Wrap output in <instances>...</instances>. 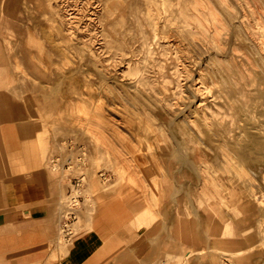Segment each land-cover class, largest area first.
I'll use <instances>...</instances> for the list:
<instances>
[{
  "label": "rangeland",
  "instance_id": "obj_1",
  "mask_svg": "<svg viewBox=\"0 0 264 264\" xmlns=\"http://www.w3.org/2000/svg\"><path fill=\"white\" fill-rule=\"evenodd\" d=\"M115 1L30 0L24 29L9 31V38L21 43V46L10 47L14 71L19 76L17 85L28 86L30 89L26 92L40 104L38 113L51 124L46 136L52 134L63 149L71 145L75 150L76 160L68 170H63L66 162L54 166L50 159L47 164L54 178L72 185L73 195L69 199L72 205L69 203L67 216L74 211L78 217L84 205L93 207L109 198L139 200L149 206L160 204L162 198L167 197L170 172L177 173L181 167L192 168L191 178L197 186L192 189L191 198L208 214H214L216 206H221L234 217H242L245 213L241 214L230 205L234 198L240 200L239 205L254 204L264 208V186L262 192L258 191L262 187L259 185H264L261 182H264V143L256 141L255 144L249 134L250 126L240 118L239 108L232 110L236 111L235 126L230 123L221 127L215 125L207 133L196 118L199 108L192 94L193 88L202 81L201 74L221 80L220 75L226 74L223 67L226 63L235 64L238 71L253 76L263 68L264 37L259 22L264 25V0H207L220 17V22L216 23L212 16L209 17V32L218 36L226 49L224 52L210 39L201 43L178 22L170 23L168 34H164L165 14L159 13V41L163 45L150 39L154 53L147 63L131 6L134 4L144 13L149 4L154 10L157 4L161 8L162 0H119L123 6L119 12L111 14V4ZM168 1L174 13L184 2L195 10V0ZM201 7L208 10L207 6ZM192 26L197 30L194 24ZM145 29L151 36L152 26L145 24ZM159 62L164 63L165 74L176 76V69L182 70L181 86L175 82L170 85L171 90L163 92ZM129 66H141L143 75L153 83L151 86L156 84L154 89L142 85L141 91L129 90L126 82L134 76H120L129 74ZM168 93L170 99L163 100L162 96ZM215 131H218L217 136ZM257 144L259 146H255ZM234 163L243 167L249 165V170L246 166L245 172L236 169V173L235 168L232 169ZM258 170L263 175L259 176ZM182 193V189L177 192ZM263 222L264 219L259 229L264 234ZM66 225L70 228L68 223ZM62 233L64 241L65 228ZM260 247L264 249V243Z\"/></svg>",
  "mask_w": 264,
  "mask_h": 264
},
{
  "label": "crops",
  "instance_id": "obj_2",
  "mask_svg": "<svg viewBox=\"0 0 264 264\" xmlns=\"http://www.w3.org/2000/svg\"><path fill=\"white\" fill-rule=\"evenodd\" d=\"M29 2L0 0V264H264V208L239 205L240 218L221 206L208 214L191 198L190 167L170 172L160 204L109 198L67 216L72 185L47 164L68 170L75 150L46 136L51 124L30 88L17 85L10 53L21 43L9 31L24 29Z\"/></svg>",
  "mask_w": 264,
  "mask_h": 264
},
{
  "label": "bare ground",
  "instance_id": "obj_3",
  "mask_svg": "<svg viewBox=\"0 0 264 264\" xmlns=\"http://www.w3.org/2000/svg\"><path fill=\"white\" fill-rule=\"evenodd\" d=\"M225 1V0H224ZM215 2V1H214ZM112 8H111V14H114L116 12H119L120 8L123 6L119 0L115 1L114 4H111ZM158 7H156V9L154 10V8L152 7L151 4H149V9L146 10V12L142 13V10L140 11V9L137 8V6H135L134 4L131 6L132 10V14L135 17L134 21L135 24L138 27L139 32L141 33V38L143 40V52H144V62L147 63L149 61V58L152 57L153 53H154V48L152 47V43L150 42V39H153L154 41H156L160 46H162L163 44H161V42L159 41L160 38V34L158 32V30L160 29L158 27V14L163 12L165 14L164 16V20L162 23H164V28H163V33L164 34H168V28H169V24L172 22H178L183 29H186L190 35H192L194 38L198 39L199 41H201V43L207 39H210L211 42H215L216 47L218 49H220L221 51H225L226 49L223 48L220 39H218V36L216 35H212L209 32V20H210V16L213 17V20L216 22H220V17L217 13V11L213 8L212 5H210L208 3L207 0H195L194 3V9L192 10L191 8L188 7L187 3L184 2V5H181V9L177 12L174 13L171 10V3H169L168 0H162V6L161 8H159V5L157 4ZM201 6H207L208 10H203ZM219 7V6H218ZM238 7V4H237ZM153 8V9H152ZM238 10V9H237ZM155 11H157L158 13H156ZM223 12V11H222ZM233 13V12H232ZM240 13V11H239ZM264 15V11L262 12ZM121 14V13H120ZM234 14V13H233ZM240 17L238 18L239 21ZM145 24H150L152 26V34L151 36L148 35L146 29H145ZM195 25V28L197 30H194V27L192 25ZM260 25V29L263 31L262 32V36L264 37V25H262L259 22ZM49 26V25H48ZM56 26V25H55ZM229 26V25H228ZM53 30V29H52ZM151 31V30H150ZM149 31V32H150ZM54 32V31H53ZM60 32V31H59ZM233 32V31H232ZM55 34H57L55 32ZM54 35V34H53ZM228 35V34H227ZM243 35V34H242ZM232 36L233 33H232ZM209 37V38H208ZM237 37V36H234ZM225 38V37H224ZM229 38V37H227ZM67 40V39H65ZM237 40V39H236ZM240 40V39H239ZM240 42V41H239ZM238 42V43H239ZM244 42V41H243ZM246 44V43H245ZM64 45V44H63ZM69 45V44H68ZM71 45V44H70ZM228 45V44H227ZM232 45V44H231ZM233 46V45H232ZM213 47V46H212ZM235 47V46H234ZM232 48V47H231ZM216 49V48H215ZM214 49V50H215ZM241 48H239L240 50ZM243 49V48H242ZM241 49V50H242ZM240 50V51H241ZM233 52V51H232ZM246 52V51H245ZM215 53V52H214ZM231 53V51H230ZM237 54V53H236ZM236 54L234 56H236ZM241 54V53H240ZM68 55V54H67ZM212 55V53L210 54ZM218 55V54H217ZM229 55V54H228ZM247 55V53H246ZM249 55V53H248ZM207 56V55H206ZM221 56V55H220ZM226 56V55H225ZM71 57V56H70ZM223 57V56H222ZM231 57V56H230ZM233 57V56H232ZM239 58V57H238ZM241 58V57H240ZM260 58V57H259ZM264 59V55L262 57ZM204 60V58H202ZM207 59V58H206ZM202 60V61H203ZM230 60V59H228ZM236 60V59H235ZM239 60V59H238ZM255 60V59H254ZM78 61V60H77ZM76 61V62H77ZM251 61V60H249ZM258 61V60H257ZM205 62V61H204ZM233 62V61H232ZM237 62V61H236ZM241 62V61H240ZM243 62V61H242ZM244 63V62H243ZM247 63V62H246ZM264 63V60H263ZM77 64V63H76ZM259 64V63H258ZM79 65V64H78ZM157 65L159 66V70H160V77L162 78L161 80V88L164 90L163 92H168V90H171L170 85L172 83H176L177 86H181L180 84V77L182 76V70L177 68L176 69V76H172L170 74H165L164 71V63L159 62L157 63ZM202 65V64H201ZM217 65V63H216ZM223 65V64H222ZM235 64H231V63H226L224 64V71L226 74H221L220 75V79L219 78L215 79L214 77H204V74H201L202 77V81L197 84L192 91L193 94V101L196 103L197 107L199 108L198 112H197V120L199 122L202 123V125L205 126V129H207V133L208 131H210V128L217 125V126H225L226 124L230 123L231 125L234 123H236L235 121V113L236 111H232L234 109L239 108L242 113L240 118L242 117V119L244 121H246V124L250 126L249 131H251V138L255 139V144L256 141H258L257 143H259L260 141H262L261 143H264V65L263 68L259 71L258 74H244L242 71H238L235 66ZM246 65V64H245ZM80 66V65H79ZM208 66V65H207ZM199 67V66H198ZM257 67V66H256ZM50 68V67H49ZM209 68V67H208ZM242 69V68H241ZM254 69V68H253ZM257 69V68H256ZM78 70V69H77ZM215 70V69H214ZM243 70V69H242ZM245 70V69H244ZM243 70V71H244ZM255 70V69H254ZM246 71V70H245ZM252 72V71H251ZM255 72V71H254ZM62 73V72H61ZM68 73V72H67ZM66 73V74H67ZM127 73L129 74H120V76L124 75H132L134 77H130V79L128 80V82H126V85L128 86L127 88L129 90L132 91H141V89L143 86H145V88L147 89H154V86L156 84H154L153 86H151V81H148L146 79V77L143 75V68L141 66H129V70L127 71ZM197 74V72H194ZM246 73V72H245ZM63 74V73H62ZM65 74V75H66ZM102 74V72H101ZM174 75V74H173ZM77 76V75H76ZM79 77V76H77ZM194 78V75L193 77ZM80 79V78H79ZM82 79V78H81ZM73 80V79H72ZM192 80V79H191ZM194 80V79H193ZM188 81V80H186ZM73 82V81H72ZM121 82V81H120ZM190 82V81H189ZM153 84V83H152ZM125 85V86H126ZM143 85V86H142ZM151 86V87H148ZM252 86V88H248ZM189 87V86H188ZM252 89V90H251ZM191 90V89H189ZM253 90L255 92H253ZM125 92V91H124ZM161 92V93H163ZM127 93V92H125ZM138 93V92H137ZM129 95V94H127ZM131 95V94H130ZM137 96V94H136ZM139 96V94H138ZM141 96V95H140ZM139 96V98H140ZM173 96H175V92H173ZM142 97V96H141ZM171 97V94L168 93L167 95H163L162 99L167 101L169 100ZM141 100V99H140ZM153 101V100H152ZM189 101V100H188ZM184 103V101H182ZM157 103V102H156ZM187 103V102H185ZM144 104V101H143ZM147 104V103H146ZM145 104V105H146ZM188 104V103H187ZM189 106V105H188ZM147 109L149 108L148 105L146 106ZM193 107V106H192ZM151 108V106H150ZM161 109V108H160ZM152 111V108L150 109ZM164 111V110H163ZM187 111V110H186ZM193 111V110H192ZM166 112V111H165ZM141 114V113H140ZM138 114V115H140ZM163 114V113H162ZM181 114V113H180ZM195 115V114H194ZM237 116V115H236ZM259 116V118H258ZM74 117V115H73ZM143 118V117H142ZM187 118V117H186ZM195 118V119H196ZM134 119V118H133ZM73 120V119H72ZM138 120V118H137ZM88 121V120H87ZM142 121V120H141ZM137 122V121H136ZM188 122V121H187ZM197 122V121H196ZM190 123V122H189ZM137 124V123H136ZM144 124V123H143ZM177 124V123H176ZM185 124V123H184ZM246 125V126H247ZM134 126V125H133ZM132 126V127H133ZM142 126V125H141ZM178 126V125H177ZM201 126V125H200ZM216 126V127H217ZM235 126V125H234ZM245 126V125H244ZM192 127V126H191ZM203 127V126H202ZM229 127V125H228ZM237 127V126H236ZM142 128V127H141ZM183 128V127H182ZM247 128V127H246ZM245 128V129H246ZM197 129V128H196ZM213 129V128H211ZM184 130V129H183ZM141 131V130H140ZM202 131V129H201ZM203 131H206L203 129ZM248 131V129H247ZM78 132V129H77ZM83 132V131H82ZM218 131H215V134ZM232 132V131H231ZM241 132V131H240ZM187 133V132H186ZM204 133V132H203ZM223 134L225 132H222ZM229 133V132H228ZM236 133V132H235ZM242 133V132H241ZM180 134V133H179ZM178 134V135H179ZM185 134V133H184ZM183 134V135H184ZM188 134V133H187ZM248 134V133H247ZM207 135V134H206ZM236 135V134H235ZM243 135V134H242ZM245 135V134H244ZM193 136V134H192ZM200 136V135H199ZM211 136V135H209ZM217 136V135H216ZM241 136V135H240ZM250 136V135H249ZM206 137V136H205ZM214 137V136H213ZM230 137V136H228ZM182 138V137H181ZM191 138V137H190ZM193 138V137H192ZM203 138V137H201ZM250 138V139H251ZM210 139V138H209ZM229 139V138H228ZM231 139V138H230ZM229 139V140H230ZM236 139V138H235ZM198 140V139H197ZM199 141V140H198ZM218 141L215 140V142ZM187 142V140H186ZM213 142V143H215ZM231 142V141H230ZM253 142V143H254ZM127 143V142H126ZM184 144V143H183ZM199 144L201 145V143L199 142ZM246 144V143H245ZM228 145V144H227ZM264 145V144H263ZM211 146V145H210ZM214 146V145H213ZM216 146V145H215ZM231 146V145H230ZM233 146V145H232ZM235 146V145H234ZM255 146H259V144L255 145ZM127 147H129V143L127 145ZM131 147V146H130ZM221 147V146H220ZM246 147V146H245ZM132 148V147H131ZM213 148V147H212ZM263 148V147H261ZM260 148V151L262 150ZM188 149V148H187ZM208 149V148H207ZM218 149V148H216ZM245 149V148H244ZM133 150V149H132ZM225 150V149H224ZM231 150V149H230ZM232 150H234V148L232 147ZM247 150V149H246ZM251 150V149H250ZM131 151V150H130ZM144 151V149H143ZM219 151V150H218ZM157 152V151H156ZM180 152L181 149H180ZM224 152V151H223ZM228 152V151H227ZM235 152V150H234ZM233 152V153H234ZM242 152V151H241ZM247 152V151H246ZM137 153V152H136ZM135 153V154H136ZM205 153V152H204ZM210 153V152H209ZM225 153V152H224ZM264 153V152H263ZM183 154V152L181 153ZM212 154V153H210ZM217 154V153H216ZM230 154V153H229ZM237 154V153H236ZM245 154V153H244ZM259 154V153H257ZM184 155V154H183ZM221 155V154H220ZM250 155V154H249ZM248 155V157H249ZM138 156V155H137ZM136 156V157H137ZM237 156V155H236ZM243 156V155H242ZM251 156V155H250ZM135 157V156H134ZM141 157V156H140ZM139 157V158H140ZM220 157V156H219ZM232 157V155H231ZM238 157V156H237ZM211 158V157H210ZM218 158V157H217ZM240 158V157H239ZM263 158V157H262ZM214 159V158H212ZM219 159V158H218ZM171 160V159H170ZM191 160V158H190ZM217 160V159H216ZM235 160V159H234ZM242 160V159H241ZM194 162V161H193ZM215 162V161H214ZM236 162V161H235ZM228 163V162H227ZM239 163V162H237ZM234 163L235 166H233L232 169L235 168L242 170V171H246L247 168L249 170V165H245V167L247 166L246 170H244L245 167H243V165L241 164H237ZM248 163V161H247ZM250 164V163H249ZM175 165V164H174ZM176 166V165H175ZM221 166V165H220ZM262 166V165H261ZM187 168V167H186ZM223 168V167H222ZM221 168V169H222ZM257 169H259L258 165L256 167ZM256 169V171H257ZM196 170V169H195ZM262 170V169H261ZM237 173V170L235 171ZM241 175L242 173L239 172ZM250 173V172H247ZM252 173V171H251ZM173 174V173H172ZM190 174V173H189ZM239 174V175H240ZM258 174H259V170H258ZM263 175V173H260ZM259 174V176H261ZM237 175V174H236ZM240 175V176H241ZM239 176V177H240ZM244 177V174L242 175ZM248 176V175H247ZM256 176V175H255ZM193 177V176H192ZM250 177L251 174H250ZM263 177V176H262ZM175 178V177H174ZM207 178V177H206ZM249 178V177H248ZM264 178V177H263ZM244 179H247L246 177H244ZM252 179V178H249ZM248 179V180H249ZM260 179V178H257ZM256 180V182H258ZM262 179V178H261ZM260 179V180H261ZM209 180V179H208ZM254 180V179H253ZM263 180V179H262ZM244 181V180H243ZM246 181V180H245ZM244 181V182H245ZM250 181V180H249ZM252 181V180H251ZM254 182V181H252ZM262 183H264L263 181H261ZM249 183V182H248ZM251 184V183H250ZM257 186V183H254ZM252 184V185H254ZM261 189L258 190L259 193L262 192V188H263V184H260L259 186H261ZM255 186V188H256ZM259 186H257L259 188ZM193 187V186H192ZM249 188V187H248ZM253 189V188H251ZM263 194V193H262ZM257 195V193H256ZM253 197H256L253 195ZM259 197V196H258ZM264 197V195H263ZM258 199V198H257ZM260 199V198H259ZM262 199V198H261ZM239 199L238 198H234L233 199V203L230 204L232 207H234L235 209H237V207L239 206ZM264 201V200H263ZM232 202V201H231ZM261 202V200H260ZM260 204V203H259ZM263 208V207H262ZM196 214V213H195ZM132 215V214H131ZM261 221V220H260ZM201 223V221H200ZM264 223V222H263ZM262 227V225H260ZM264 226V225H263ZM264 228V227H263ZM262 230V229H261ZM252 231V230H251ZM258 232V231H257ZM190 254V253H189ZM188 255V254H186ZM186 257V256H185ZM181 262H182V258ZM188 260V259H187ZM186 262V261H185ZM210 262V261H209ZM181 264V263H180ZM186 264V263H185Z\"/></svg>",
  "mask_w": 264,
  "mask_h": 264
},
{
  "label": "built area",
  "instance_id": "obj_4",
  "mask_svg": "<svg viewBox=\"0 0 264 264\" xmlns=\"http://www.w3.org/2000/svg\"><path fill=\"white\" fill-rule=\"evenodd\" d=\"M74 202V201H73ZM71 205H72V203H71ZM72 207H75V205H73ZM72 209V208H71ZM70 216H73V217H75V212L74 211H72L71 212V214H70Z\"/></svg>",
  "mask_w": 264,
  "mask_h": 264
}]
</instances>
